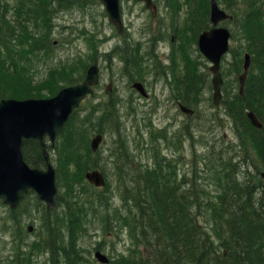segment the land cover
<instances>
[{"label":"trees","instance_id":"1","mask_svg":"<svg viewBox=\"0 0 264 264\" xmlns=\"http://www.w3.org/2000/svg\"><path fill=\"white\" fill-rule=\"evenodd\" d=\"M88 1L0 0V102L54 97L63 88L84 81L96 57L103 55L105 61H112L113 55L98 52L102 41L94 38L97 34L82 30L81 36H86L87 44L97 53L92 51V55H79L68 64L51 67L47 76L40 78L38 64L54 48L51 39L56 18L77 8L86 12ZM187 1L191 10L195 2L197 11L191 16V36L176 29L180 46L175 51L172 75L177 100L193 108L194 103L200 102L202 89L211 88V83L197 69L203 57L198 47L193 50L199 58L192 65L190 59L194 55L190 56L191 49L187 51L185 43L196 34L192 46H198L199 35L211 28L210 1ZM96 2L100 4L99 0ZM219 4L234 16L227 22L234 46L229 52L233 58L231 68H222V105L238 142L227 144L222 136L219 147L213 145L208 155L201 153L202 160L195 162L192 172L204 173L206 185L198 181L188 185L186 173L179 179L171 160L165 164L154 158L134 173L120 167L114 171L122 206L111 208L113 196L108 181L98 189L86 180V173L98 169L106 178V166L98 160L99 151H92L91 138L96 133L106 136V121L120 120V115L113 110V102H103L98 109L101 115L95 116L93 108L87 106L88 99L86 105L74 111L55 147L48 146L58 172L60 196L53 211L35 199L47 215L41 240L35 244L17 243L11 256L0 258V264H36V258L46 253L51 264H89L82 255L80 239L96 219L104 231L112 228L119 232L124 224L131 238L136 227L141 230L143 245L116 255L109 264H264V0H219ZM102 16L106 14L102 12ZM245 53L251 55L252 66L241 94L238 75L243 72ZM181 58L186 69L176 77V60ZM227 60L226 56L223 62ZM130 61L127 67L134 68ZM248 112H254L263 124L262 129L251 124ZM195 114L184 117L194 120ZM182 132L191 137V147L197 154L190 126L184 125ZM161 137L168 147L175 144L174 139H180V135L169 137L165 130ZM247 146L253 156L245 150ZM237 152L246 155L244 161L233 157ZM23 153L30 167H46L39 141H24ZM250 159L251 165L246 163ZM244 168L251 169L252 180L242 177ZM200 212L205 216L202 222Z\"/></svg>","mask_w":264,"mask_h":264},{"label":"rangeland","instance_id":"2","mask_svg":"<svg viewBox=\"0 0 264 264\" xmlns=\"http://www.w3.org/2000/svg\"><path fill=\"white\" fill-rule=\"evenodd\" d=\"M99 2L100 4L96 0H89L85 7L86 12L77 8L72 13L65 11L64 14L58 15L51 39L54 48L38 66L39 72L42 73L40 78H44L51 67L68 64L79 55H92L93 50L90 43L87 44L86 36H81L82 30H88L89 35L97 34L94 38L102 41L98 46V52L113 55L111 62L109 59L105 61L103 55L96 57L100 61L102 81L94 98L86 102L87 106L93 108L95 116L101 115L98 109L103 102L104 104L113 102L115 105L113 110L116 115H120V120L109 118L106 121L107 134L103 137L98 150L100 156L98 160L106 166L108 172L106 180L110 184L109 188L113 196L112 201L110 200L111 208L122 206L120 192L117 190L118 177L114 175V171L120 167L134 173L147 162H153L154 158L164 161L165 164H167L166 160H171L172 167L177 169L179 179L182 173H186L188 185H195L197 181L200 185H206L204 173L197 175L192 172L195 162H201V153L205 155L211 153L212 150L209 149L213 145L219 147V139L222 136L225 137L227 144L237 143L238 137L233 130L231 119L226 116L222 102L220 106L214 105L212 85L211 88L206 86L202 89L200 102H193L191 109L196 113L194 120L188 121L178 107L172 75L175 51L180 46L176 38L178 31L176 29H182L183 32L185 30L187 35H192L190 24L193 20L191 18L193 11H197L195 2L191 10L187 0H155L158 11L153 18L139 3L121 0L123 22L128 34L126 39L110 25L107 16H102V12L105 11L100 0ZM172 5H175V8H172ZM226 25L230 26L227 23ZM195 35L185 43L187 51L191 49L190 56L192 53L194 55L190 59L192 65H195L199 58L198 52H194L197 46H192ZM231 46H234L233 41ZM96 53L95 49L93 54ZM227 58L228 60L222 63V68L226 66L228 70L232 66L233 58L230 54ZM129 59L134 68L127 67ZM182 60L183 58L176 60L179 73L175 74L176 77L186 69V63ZM198 66V71L202 72V75L204 72L205 80L211 83L213 78L209 69L211 64L202 57ZM135 83L144 85L149 94L148 98H144L133 88ZM110 84L112 88L107 94L106 89ZM186 124L190 126V133L193 134L197 154H194L191 147L194 143L191 137L182 134L183 126ZM97 128L99 127L96 126ZM186 129L188 127H185ZM117 130L118 134H116ZM163 130L169 137L180 135V139L177 138V141L174 139L175 144L172 143L168 147L161 137ZM99 134L103 135L96 133L91 141ZM175 145L178 146V150L175 149ZM244 148L253 156L250 147ZM49 152L54 160L50 150ZM233 157L238 161H244L246 155L237 152ZM252 162L253 160L250 159L246 163L251 165ZM243 176L249 180L254 178L250 168L242 170ZM35 199L37 196L30 194L17 211H12L8 206L0 203V258L11 256L17 243L35 244L41 240L43 236L41 228L47 215ZM199 217L202 222L205 218L203 212L199 213ZM29 227H32L31 232L28 231ZM90 227L91 225L87 228L88 233L80 239L82 255L88 258L89 264H99L95 259L97 251L103 252L113 260L116 255L128 253V250L143 245L140 238L141 230L138 227L133 233V239L124 224L119 232L112 228L104 231L98 219ZM36 264H51L50 255L48 253L39 255Z\"/></svg>","mask_w":264,"mask_h":264},{"label":"water","instance_id":"3","mask_svg":"<svg viewBox=\"0 0 264 264\" xmlns=\"http://www.w3.org/2000/svg\"><path fill=\"white\" fill-rule=\"evenodd\" d=\"M153 7V0H135ZM211 1V22L213 27L203 32L198 41L200 52L211 63L210 71L213 75L214 104L219 106L223 95L224 79L221 72V63L230 50L231 31L220 26L221 23L233 20V16L223 10L218 0ZM109 23L114 26L119 34H124V22L121 12L120 0H101ZM156 11V6H155ZM252 59L250 54L244 56V71L239 75L240 93L245 90L250 73ZM101 82V69L99 61L88 69L83 83L62 89L55 97L46 99H5L0 102V201L12 210L19 208L29 191H33L39 200L46 204L49 211L56 208L59 198L57 186V170L53 165L47 150L45 140H50L55 146L65 125L73 112L88 97L94 95V88ZM110 84L107 88L109 92ZM142 96L148 94L142 83L133 85ZM183 113L189 115L194 111L180 105ZM252 125L262 129L263 124L254 114L248 112ZM25 140H37L41 143L45 169L30 167L24 159L23 145ZM103 141V135H97L91 141V149L97 152ZM86 179L97 188L106 186L104 174L99 170L86 173ZM32 231V227L29 228ZM96 258L102 263H109L107 256L101 252L96 253Z\"/></svg>","mask_w":264,"mask_h":264},{"label":"flooded vegetation","instance_id":"4","mask_svg":"<svg viewBox=\"0 0 264 264\" xmlns=\"http://www.w3.org/2000/svg\"><path fill=\"white\" fill-rule=\"evenodd\" d=\"M131 1H133V0H131ZM154 2H153V7L151 8V9H149L148 7H147V5L145 4V3H139V5H141L147 12H149L150 13V15L153 17V18H155V0H153ZM135 2V1H134ZM127 36H128V34H127V30H126V26H125V31H124V34H123V37L126 39L127 38ZM179 102V101H178ZM180 103V102H179Z\"/></svg>","mask_w":264,"mask_h":264}]
</instances>
